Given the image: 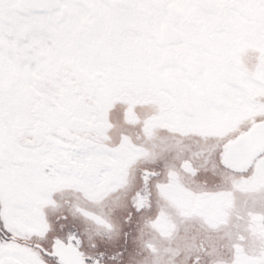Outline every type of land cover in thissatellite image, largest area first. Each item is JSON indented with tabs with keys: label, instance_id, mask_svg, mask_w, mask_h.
<instances>
[{
	"label": "snow or ice",
	"instance_id": "obj_1",
	"mask_svg": "<svg viewBox=\"0 0 264 264\" xmlns=\"http://www.w3.org/2000/svg\"><path fill=\"white\" fill-rule=\"evenodd\" d=\"M0 264H264V0H0Z\"/></svg>",
	"mask_w": 264,
	"mask_h": 264
}]
</instances>
